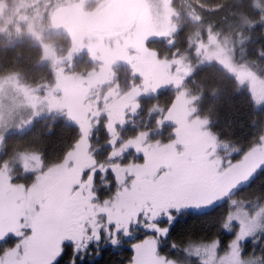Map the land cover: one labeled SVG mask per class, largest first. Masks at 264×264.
Masks as SVG:
<instances>
[{
    "label": "snow or ice",
    "instance_id": "1",
    "mask_svg": "<svg viewBox=\"0 0 264 264\" xmlns=\"http://www.w3.org/2000/svg\"><path fill=\"white\" fill-rule=\"evenodd\" d=\"M137 59L154 65L141 71L145 91L169 82L167 65ZM139 94L133 88L107 106L105 127L109 159L132 147L143 153L142 163L97 164L88 153L89 122L68 103L82 136L62 163L44 170L32 157L42 170L29 186L12 184L0 168V264H96L105 246L125 245L131 250L126 264H264V201L250 212L248 201L233 198L257 177L264 181V137L239 160L233 159L239 150L226 161L213 158V141L200 122H186L177 97L165 116L179 126L172 143L145 144L141 133L117 148L114 125L124 123V109L135 111ZM97 173L99 179L111 173L116 185L103 200L94 187ZM201 217L212 219L193 223Z\"/></svg>",
    "mask_w": 264,
    "mask_h": 264
},
{
    "label": "rangeland",
    "instance_id": "2",
    "mask_svg": "<svg viewBox=\"0 0 264 264\" xmlns=\"http://www.w3.org/2000/svg\"><path fill=\"white\" fill-rule=\"evenodd\" d=\"M110 1L0 0V35H8L14 42L23 40L28 43L27 50L35 58L25 65L15 58L9 59L8 52H11V49L9 51L0 48V168L6 167L12 184L31 185L42 169L46 170L62 163L66 154L74 150V144L82 133L73 115L83 114L88 120L90 145L89 139L96 120L102 121L106 130L107 106L130 92V81H137L139 84L136 89L140 94L134 97L133 102L153 105L149 111L150 117L154 118L148 116L144 122H148L149 126L142 127V122L140 127L134 129L139 131L130 132V129H127L129 120L126 119V114L132 109H128L131 106L124 109V123L114 125L117 133L115 147L135 139L141 133L146 134L145 144L172 143L176 139L179 126L174 120L165 119V116L177 97H181L187 112L186 122L193 123L189 93L186 90L188 84L184 76L190 68L205 64H217L232 75L237 83L248 91L252 105L262 112L260 118H263L259 122L258 133L238 142V145L240 143L253 146L243 151L239 148L244 147L237 146L232 149L234 152L239 150L238 156L233 159H241L250 149L262 143L264 78L248 64L235 62L230 41L200 21L202 12L217 10L223 0H178L174 7L179 15L173 17L177 20L173 22L170 21L166 10V0H133L138 15L129 27L100 30L98 21ZM252 1L254 8L264 11V0ZM183 22L185 27L179 32L186 34L187 43L183 50L188 48L189 53L183 52L182 56H178L177 51H174L173 57L171 54H157L151 41L165 37L170 39L175 33L174 28L182 27ZM165 32L166 34H157ZM16 45L19 48L26 46ZM141 48L143 52L140 51ZM138 57H142L144 61H154L155 65H167L169 82L160 83L154 90L149 87L145 91L141 71L152 72L154 65L141 63ZM102 73L105 74L102 76ZM167 89L171 91L161 95L162 91ZM141 96L146 99L143 100ZM149 97L157 98L150 102L152 99H148ZM68 103L71 104L73 115H70V108L66 106ZM213 116L216 118V115ZM57 117L60 118L57 128H45L56 130L55 135L59 136V139H64L67 135L69 143H64L66 145L53 151L52 155L39 146V152L46 153L44 159L41 155L28 151L13 152V148L17 146L30 150L25 143L40 134V130L33 129V132L22 137L23 131L38 120H52ZM196 121L200 122V128L206 126L205 121L198 118ZM148 127H152L153 131L145 129ZM164 127L171 131L170 135H159L158 131H162ZM218 128L219 131L224 130L222 124L218 125ZM73 137L74 141L70 146ZM109 139L111 137L108 134ZM107 145L112 151L113 146L109 143ZM177 148L179 150L182 146L177 145ZM99 156L93 157L97 164L119 163L121 166H127L130 163L143 162V153L136 152L132 147L125 149L119 157L109 159V155L101 158ZM32 157L39 158L42 169L36 167V161ZM84 178L86 179V173ZM96 179L100 180L99 183L95 181L94 185L97 197L99 198L97 189L100 187L108 191L100 200L110 197L116 188L111 173L106 175V179H99L97 173ZM108 182L110 183L106 188Z\"/></svg>",
    "mask_w": 264,
    "mask_h": 264
},
{
    "label": "trees",
    "instance_id": "3",
    "mask_svg": "<svg viewBox=\"0 0 264 264\" xmlns=\"http://www.w3.org/2000/svg\"><path fill=\"white\" fill-rule=\"evenodd\" d=\"M252 0H223L220 7L217 10L211 12H202L200 15V21L202 24L209 25L215 32H218L220 36L227 38L232 44L233 58L234 61L239 64H248L260 77L264 78V53L261 49H264V11L257 10L252 5ZM174 21H177L174 19ZM173 22V21H172ZM184 22L182 23L181 30L184 29ZM180 30V31H181ZM190 31L189 29H186ZM183 33V32H181ZM180 32L172 35L170 39L168 37L162 38V40H152V46L159 55H167L173 57L172 53L177 51L178 56H182L183 52L188 54L189 49L183 48L186 46V34ZM8 36V35H7ZM5 37L0 35V48L7 49L9 59L15 58L18 62L29 63L34 61L31 53L27 50L29 45L23 40L14 42L10 36ZM24 44L23 48L17 47V45ZM19 48V50H18ZM14 54V55H13ZM13 55V57L11 56ZM34 59V60H33ZM187 82L186 90L189 95V107L191 111V121L203 120L206 126L200 128L201 132L207 133L208 137L213 141V147L209 150L213 153V158H223L225 161L232 156L237 146L244 147L239 148L243 151L253 144H240L251 135L258 133V125L263 118L261 116V110L256 109L250 100L248 91L240 86L235 78L230 75L226 70L218 66L217 64L200 65L196 68H190V71L184 76ZM133 81V80H132ZM137 81L129 82L131 90L138 86ZM130 90V91H131ZM171 91L167 89L162 91V94ZM142 99H146L145 96H141ZM157 97H149L153 102ZM142 100V101H143ZM139 102V101H138ZM136 102L135 111H130L126 114V119L129 122L127 129L131 131L141 126V123L149 116L153 105L147 106V103ZM149 103V102H148ZM167 103V102H165ZM128 109H131L130 107ZM213 115H216L214 118ZM150 118H154L151 116ZM60 118H53L52 120L45 119L37 121L29 129L23 131L22 137L27 136L28 133L34 130H40L38 137L31 141H27L25 145L30 147V150H25L23 146H17L13 148V152H32L34 154L41 155L43 159L46 158V153L51 154L53 151L63 147L64 143L68 142L66 138L59 139V136L55 135V131H51L49 128H57L58 120ZM133 121V123H132ZM222 124L223 131L218 128V125ZM65 125H68L65 123ZM46 126H50L48 129ZM69 126V125H68ZM149 126L148 122H144L142 127ZM202 126V125H201ZM92 135L90 136L89 155L93 158L95 156H108L111 151L108 143V133L106 132L103 122L96 120L93 126ZM47 129V130H45ZM73 132V127L71 128ZM145 129H150L145 128ZM152 127H151V129ZM129 132V133H130ZM159 135L165 133L170 135L171 132L167 128L159 130ZM33 137L31 136V139ZM239 139V140H238ZM74 141V137L72 142ZM63 142V143H62ZM61 143V144H60ZM59 144V145H58ZM42 147L46 149V153H40L38 149ZM55 154V153H54ZM53 154V155H54ZM52 155V154H51ZM238 156L235 154L234 157ZM233 157V158H234ZM100 180L96 179V183ZM98 185V184H97ZM99 186V185H98ZM107 190L97 189L99 199H102L106 194ZM234 198L237 200L248 201L249 211L255 210L256 203L264 201V181L260 180L259 177L253 180L248 187L240 188L235 194ZM226 211L225 208H219L213 214L218 216ZM212 217H201L199 220H194L193 223L207 224L210 222ZM177 242H180L177 237ZM129 252H119L111 247L105 246L103 254L97 259L96 264H126L129 258Z\"/></svg>",
    "mask_w": 264,
    "mask_h": 264
},
{
    "label": "water",
    "instance_id": "4",
    "mask_svg": "<svg viewBox=\"0 0 264 264\" xmlns=\"http://www.w3.org/2000/svg\"><path fill=\"white\" fill-rule=\"evenodd\" d=\"M136 16L137 7L133 0H111L100 16L98 28H125L135 21Z\"/></svg>",
    "mask_w": 264,
    "mask_h": 264
},
{
    "label": "flooded vegetation",
    "instance_id": "5",
    "mask_svg": "<svg viewBox=\"0 0 264 264\" xmlns=\"http://www.w3.org/2000/svg\"><path fill=\"white\" fill-rule=\"evenodd\" d=\"M167 1V3H166V5H167V8H166V10H167V12H168V16H169V18L171 19L170 21L172 22V21H174V18L173 17H175V16H178L179 15V13L176 11V9H175V7H174V5L175 4H177V2L176 1H178V0H166ZM137 15H138V12H137ZM98 25V24H97ZM108 29V28H107ZM175 30V33L174 34H176V33H178L180 30H181V28L180 27H177V28H174ZM99 30V29H98ZM101 30V29H100ZM105 30V29H104ZM160 39H162V38H160ZM107 247H111V246H107ZM115 250H117V251H119V252H123V251H125V252H129L130 253V247L128 246V245H125L123 248H120V249H115Z\"/></svg>",
    "mask_w": 264,
    "mask_h": 264
}]
</instances>
